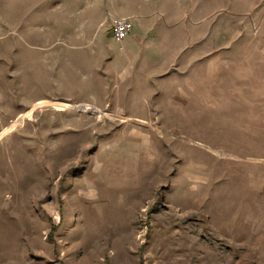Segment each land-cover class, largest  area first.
I'll list each match as a JSON object with an SVG mask.
<instances>
[{
    "label": "rangeland",
    "instance_id": "obj_1",
    "mask_svg": "<svg viewBox=\"0 0 264 264\" xmlns=\"http://www.w3.org/2000/svg\"><path fill=\"white\" fill-rule=\"evenodd\" d=\"M103 1L0 0V264H264V0Z\"/></svg>",
    "mask_w": 264,
    "mask_h": 264
},
{
    "label": "crops",
    "instance_id": "obj_2",
    "mask_svg": "<svg viewBox=\"0 0 264 264\" xmlns=\"http://www.w3.org/2000/svg\"><path fill=\"white\" fill-rule=\"evenodd\" d=\"M92 1H93V7L96 8V6H94V5L98 2V0H91V2ZM104 1H105L104 12L106 14H112L115 18L126 16V17L131 18V20H132L133 31H132L131 35L126 40H123V41H125L123 46H122L123 48L119 49L120 51L118 53L114 54L113 64L115 65V67L117 69H119L123 72H128L129 73V79L133 83V40H134L133 34L135 31V27H137V22H135V20H134L135 19V16H134L135 13L133 12V8H131V6L133 5V2L135 0H133V2H132V0H104ZM110 3H118L119 5H123V7L119 8L118 10L115 11V9L111 6ZM89 4H91V3H89ZM110 33L113 36L112 31H110ZM104 36H105V32H104L103 37ZM113 38L116 41H120V40L116 39L114 36H113ZM73 54H74L73 49H67L66 58L64 59L65 65L69 64L70 66H73V63H74Z\"/></svg>",
    "mask_w": 264,
    "mask_h": 264
},
{
    "label": "built area",
    "instance_id": "obj_3",
    "mask_svg": "<svg viewBox=\"0 0 264 264\" xmlns=\"http://www.w3.org/2000/svg\"><path fill=\"white\" fill-rule=\"evenodd\" d=\"M111 31L116 39L120 41L127 39L133 31L132 20L127 17L115 18L114 21L112 22Z\"/></svg>",
    "mask_w": 264,
    "mask_h": 264
},
{
    "label": "bare ground",
    "instance_id": "obj_4",
    "mask_svg": "<svg viewBox=\"0 0 264 264\" xmlns=\"http://www.w3.org/2000/svg\"><path fill=\"white\" fill-rule=\"evenodd\" d=\"M45 104H47V103H45V101H40V102H38V104L36 105V106H34L35 108L34 109H32L28 114L29 115H32V113L35 111V109L36 108H38V107H42V106H44ZM54 105H60L61 107L62 106H65V107H69V106H71V104H69L68 102L67 103H65V104H58V103H53ZM48 105V104H47ZM77 108H79L78 106H76ZM83 109H92L89 105H84L83 104V106H81ZM28 114H25V115H23L17 122H15L6 132H10V131H12V130H14L15 129V127L17 126V125H20V124H22L23 123V120L25 119V117L28 115ZM28 115V116H29ZM14 122V121H13ZM18 128V127H17ZM3 135V134H2ZM4 238V237H3Z\"/></svg>",
    "mask_w": 264,
    "mask_h": 264
},
{
    "label": "water",
    "instance_id": "obj_5",
    "mask_svg": "<svg viewBox=\"0 0 264 264\" xmlns=\"http://www.w3.org/2000/svg\"><path fill=\"white\" fill-rule=\"evenodd\" d=\"M83 106V105H82ZM80 109H81V107H80Z\"/></svg>",
    "mask_w": 264,
    "mask_h": 264
}]
</instances>
